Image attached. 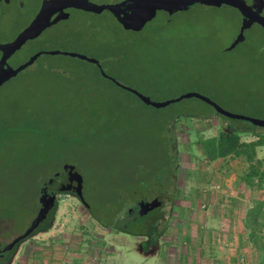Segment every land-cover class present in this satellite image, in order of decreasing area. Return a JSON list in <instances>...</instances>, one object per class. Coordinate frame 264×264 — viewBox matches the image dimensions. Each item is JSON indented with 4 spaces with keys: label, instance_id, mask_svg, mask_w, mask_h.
I'll use <instances>...</instances> for the list:
<instances>
[{
    "label": "rangeland",
    "instance_id": "obj_1",
    "mask_svg": "<svg viewBox=\"0 0 264 264\" xmlns=\"http://www.w3.org/2000/svg\"><path fill=\"white\" fill-rule=\"evenodd\" d=\"M42 1L0 3V44L11 42L33 20ZM240 26L239 12L227 6L193 5L172 15L157 12L136 34L123 30L107 12L96 15L73 10L68 20L26 42L9 59V65L18 67L38 52L76 53L97 60L106 75L127 87H136L145 66L160 74L159 66L173 81L174 90L195 92L198 87L216 86L222 96L215 100L224 110L264 120V29L252 24L244 31L243 41L227 51ZM106 57L117 66L109 67ZM84 84L86 96L72 93L74 85ZM107 90L118 93L98 78L91 63L49 54L39 56L0 87V126L21 127L14 139L0 136V214L8 208L17 211L11 225L0 224L1 243L26 228L39 209L41 186L64 165L74 167L89 199L102 194L109 182H121L115 176L119 174L116 168L129 164L119 154L121 149L114 152L109 140L97 134L96 125L79 121L72 129L65 117L105 102L110 97ZM210 122L205 130L185 118L177 123L178 196L173 206L166 205L158 214L163 220L157 222L161 232L156 241L102 228L76 196L62 193L56 195L47 226L16 245L14 253L0 264H108L109 256L116 259L115 252L140 248V243L144 244L145 252L140 253L143 264L151 252L156 256L154 264H255L258 253L243 225L244 200H249V206L264 201V190L252 187L247 191L242 184L231 191L217 178L215 172L224 171L232 158L213 168L206 162L196 142L215 136L223 126L217 118ZM108 188L111 194L119 191L116 185ZM212 202L215 208L208 207ZM232 215V222L242 225H218ZM209 220L216 227H203L202 221ZM208 229L220 231L222 236L207 239ZM226 229L232 231L231 241L223 235ZM136 261L127 264H138Z\"/></svg>",
    "mask_w": 264,
    "mask_h": 264
},
{
    "label": "trees",
    "instance_id": "obj_2",
    "mask_svg": "<svg viewBox=\"0 0 264 264\" xmlns=\"http://www.w3.org/2000/svg\"><path fill=\"white\" fill-rule=\"evenodd\" d=\"M131 33L136 34V32ZM144 59L152 60L147 57ZM104 60L109 67L117 66L112 58L106 57ZM93 66L98 78L118 93L114 94L107 90L110 97L105 102L99 103L94 108L87 107L83 112L64 115L70 121L72 129L76 128L79 121H85L87 125H96V129H99L97 134L109 140L110 147H115L114 152L121 149L119 154L129 162L123 167L116 168L115 172L119 174L115 176H120L121 182L116 183L115 180L109 182L99 196L92 195L90 199L86 198L82 188L83 204L91 218L102 228L134 236H148L151 241L157 240L161 232L157 228V222L163 220V217H158V214L166 205L173 206L178 196L179 143L175 128L181 118L196 122L198 126L203 125L201 129L204 130L210 126L213 118H217L223 126L218 128L215 136L200 138L196 142L202 155L208 162L226 158L242 159L247 168L240 180L248 188L256 187L257 190H264V170H261L264 166V156L256 159L257 148L264 145V128L254 126L247 121L221 116L214 108L195 98L182 100L162 109H155L142 103L135 95L117 87L110 80L103 78L97 67ZM145 67L146 70H142L141 81L136 83V87L130 88L149 97L150 100L162 102L192 91L174 90L173 81L165 76V71H161L159 66L157 68L160 74H155V69L153 73L147 66ZM86 86L87 84L74 85L75 89L72 93L78 97L82 93L86 96ZM193 91L219 105L216 102L217 96L219 99L222 96L219 87L207 85V87H198ZM216 93L220 95L215 96ZM84 111L86 113L94 111V113L86 114ZM20 130L19 124H12L9 127L0 126V136L14 139ZM246 137L249 139H245ZM115 185L118 186L119 191L114 194L109 193L108 187ZM62 193L76 196L70 190H61L58 194ZM153 201L161 205L157 208L141 210L142 202L149 204ZM54 209L55 205L52 206L51 211ZM50 216L51 214L47 217L46 223L37 227L33 234L47 226ZM16 217L17 211L13 209L1 210L0 224L2 226L6 223L11 225V221L14 222ZM243 225L248 232L249 243L258 253L255 264H264V201L253 203L245 211ZM24 230L0 244L9 243ZM14 250L15 248H11L5 256L0 258V262H6Z\"/></svg>",
    "mask_w": 264,
    "mask_h": 264
},
{
    "label": "water",
    "instance_id": "obj_3",
    "mask_svg": "<svg viewBox=\"0 0 264 264\" xmlns=\"http://www.w3.org/2000/svg\"><path fill=\"white\" fill-rule=\"evenodd\" d=\"M3 1L4 3L9 2V0ZM193 5L211 8L227 6L239 12L242 17L241 26L235 40L230 47L226 49L227 51L234 49L243 41L244 31L252 24H257L264 29V16L261 15L264 8V0H258L252 7L247 6L244 0H123L121 3L115 5H96L91 3L89 0H43L39 11L33 20L11 42L0 44V87L7 83L11 78L15 77L19 72L32 65L39 56L43 54L64 55L95 65L103 78L110 80L117 87L135 95L142 103L155 109H162L168 107L169 105L179 103L182 100L195 98L214 108L216 113L221 116L235 120L247 121L254 126L264 128V120L230 113L209 98L197 92H188L177 98L162 102L152 101L149 97L144 96L137 90L121 85L112 77L106 75L97 60L76 53L58 51L38 52L32 55L25 63L16 68H12L7 64V60L15 52L20 50L26 42L36 39L44 30L57 24L59 21L66 20L69 16L67 13L63 12L66 9H74L96 15L100 14L103 10H107L115 18L123 30L139 32L156 16L157 12H164L168 15H172L176 12H185ZM55 14L56 16L52 18ZM66 183H69L70 186L63 187L62 185ZM61 190L72 191V193L76 195L81 204L84 206L81 177L75 172L73 166L64 165L53 179L41 186L38 196L39 209L36 215L30 220L24 232L17 235L7 244H0V258L5 256L11 248H14L16 245L30 237L37 227L46 223V219L55 203L56 195ZM160 205L161 204L157 203V201H153L149 204L142 202L141 210L145 211L146 208H157Z\"/></svg>",
    "mask_w": 264,
    "mask_h": 264
},
{
    "label": "crops",
    "instance_id": "obj_4",
    "mask_svg": "<svg viewBox=\"0 0 264 264\" xmlns=\"http://www.w3.org/2000/svg\"><path fill=\"white\" fill-rule=\"evenodd\" d=\"M213 137V136H212ZM208 138H210V137H208ZM206 139V138H205ZM264 146V145H263ZM263 146H261V147H258L257 148V150H256V159H261L262 158V156L264 155H260L261 154V152H260V150H263L262 148H264ZM223 160H227V158L226 159H218V160H215V161H213V162H208V161H206V162H208V163H211V166H212V168L213 167H215L214 165L216 164H218V162H221V161H223ZM226 162H228V160L226 161ZM238 165H236V164ZM214 164V165H213ZM218 166V165H217ZM237 166V167H236ZM210 167V166H209ZM246 168H247V165L244 163V161L242 160V159H232V161L231 162H229V164L227 165V167H226V169L224 170V171H221L220 170V172H215V174H216V176H217V178H219V177H221V179H222V182H224L225 183V185L227 184V186L228 187H230L231 188V191H234L236 188H241L242 187V184H243V182L240 180L241 179V176L242 175H240L241 174V171L243 172H245V170H246ZM243 172V173H244ZM217 188H219L218 187V185H217ZM247 191H250V188H248V187H246L245 188ZM239 191V190H238ZM246 193V192H245ZM247 200V199H246ZM244 200V203H245V205L244 206H246V208L248 209L250 206H249V200ZM213 203V202H212ZM208 207L210 208H215L214 207V203L213 204H209L208 205ZM236 207V206H235ZM233 209H234V207H232ZM228 210H230L231 211V209H228ZM227 216H229V213H228V215ZM212 218V217H211ZM228 219H229V221H218V225H219V223H221V225H225L224 223H226L227 225H231L232 223L233 224H238V226H239V224L240 225H242L241 224V222L239 223H237V222H235V220H233V222H232V220L231 219H235V217H234V215H232L231 217H228ZM205 225L203 226V227H206V226H215L214 225V222H212L211 220H209V222L207 223V222H205V221H202ZM202 226V225H201ZM216 227V226H215ZM224 231H225V234H223L224 235V237L226 238V239H228V240H232V237H233V235H232V231L229 229H226V230H223V233H224ZM206 232V235H205V237L207 238V239H216V238H219L220 236H222V234H221V232L220 231H215V230H212V229H208V231H205ZM126 235V234H125ZM127 235H129V234H127ZM208 236V237H207ZM143 238L145 237H148V236H142ZM211 240V241H212ZM140 245H141V247L140 248H137V246H135L137 249H134V250H132V249H129V250H125V249H123L124 250V252L122 251V250H120V251H118V252H115V253H117L116 254V259H114V258H112V255L111 256H109V262H108V264H127V263H129V262H132V260L133 261H136V259L139 261H136L138 264H141L142 262H143V257H142V252H145L144 251V246H142V245H144L143 243H140ZM146 247V246H145ZM141 253V254H140ZM146 253H147V255L149 254V252L148 251H146ZM113 254V253H112ZM151 254V255H150ZM149 254V257H146V260H144V264H154V262L156 261V256H154L153 254V252H151ZM142 257V258H141ZM141 261V262H140ZM132 264H135V262L134 263H132ZM143 264V263H142Z\"/></svg>",
    "mask_w": 264,
    "mask_h": 264
},
{
    "label": "flooded vegetation",
    "instance_id": "obj_5",
    "mask_svg": "<svg viewBox=\"0 0 264 264\" xmlns=\"http://www.w3.org/2000/svg\"><path fill=\"white\" fill-rule=\"evenodd\" d=\"M10 1V0H9ZM91 3H93V4H96V5H115V4H118V3H121L123 0H119V1H117V2H110V1H108V0H89ZM245 1V3H246V5L247 6H249V7H252L258 0H244ZM2 2H4L3 0H0V3H2ZM9 3V2H8ZM264 9V8H263ZM74 9H66V10H64L63 12L64 13H67L69 16H68V18L66 19V20H68L69 18H70V14H71V12L73 11ZM83 12V11H82ZM103 12H107V13H109L107 10H103L100 14H102ZM262 12H263V10H262ZM262 12H261V15H262ZM100 14H97V15H100ZM110 14V13H109ZM111 15V14H110ZM56 16V14L55 15H53V17L52 18H54ZM263 16V15H262ZM111 17H113L112 15H111ZM241 17V16H240ZM113 19L115 20V18L113 17ZM154 19V18H153ZM241 20H242V17H241ZM62 21H65V20H62ZM116 21V20H115ZM117 22V21H116ZM145 27V26H144ZM122 28V27H121ZM144 29V28H143ZM142 29V30H143ZM141 30V31H142ZM140 32V31H139ZM137 33V32H136ZM12 57V56H11ZM10 57V58H11ZM9 58V59H10ZM9 59L7 60V64H8V66H10L9 65ZM11 67V66H10ZM13 68V67H12ZM123 234H125V233H123ZM130 235V234H129ZM0 263H3V262H0Z\"/></svg>",
    "mask_w": 264,
    "mask_h": 264
}]
</instances>
